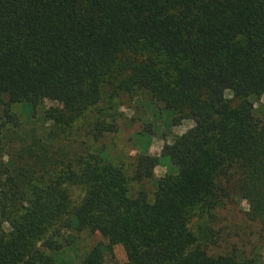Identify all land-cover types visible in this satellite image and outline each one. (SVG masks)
Segmentation results:
<instances>
[{
	"label": "trees",
	"instance_id": "trees-1",
	"mask_svg": "<svg viewBox=\"0 0 264 264\" xmlns=\"http://www.w3.org/2000/svg\"><path fill=\"white\" fill-rule=\"evenodd\" d=\"M105 86L200 117L151 190L73 140L69 122L99 115ZM261 94L264 0H0V264H66L82 231L107 244L77 264H104L111 239L129 264H259L214 224L243 201L264 236V122L248 101ZM45 101L58 107L38 112ZM113 127L93 120L92 141ZM157 163L137 155L130 180ZM68 186L82 190L75 206Z\"/></svg>",
	"mask_w": 264,
	"mask_h": 264
},
{
	"label": "rangeland",
	"instance_id": "rangeland-1",
	"mask_svg": "<svg viewBox=\"0 0 264 264\" xmlns=\"http://www.w3.org/2000/svg\"><path fill=\"white\" fill-rule=\"evenodd\" d=\"M111 86L102 89V98L97 104L99 115L92 113L75 121L69 122L72 128L73 140L83 141L88 150L99 146L112 163L123 166L127 177V185L131 191L143 187L151 190L153 180L167 173L172 168L173 160L165 155V150L176 146L179 137L191 126L199 123V116H187L177 120L176 113L166 110L159 103L152 102L145 92L134 91L131 93L117 91L114 93ZM225 97L231 99V103L238 102L228 92ZM253 115L264 122V94L258 97H249ZM38 112L49 111L58 106L50 101H45ZM13 112L19 113L16 105L11 106ZM96 117L92 119V117ZM24 121L29 125L30 118L26 115ZM37 121L35 125L42 124L39 115L33 116ZM95 122L114 124L112 132H104L98 136V140L92 141L90 128ZM45 125L49 121H44ZM68 124V125H69ZM154 155L158 158L157 165L153 168L152 178L143 184L136 185L130 180L133 170V161L137 155ZM68 200L71 206H75L82 198L80 187L68 186L66 188ZM246 204L243 201H234L228 207L215 212V227L224 229L231 236V241L237 242L238 247L244 250L245 257L255 258L259 264H264V236H259L261 229L257 224H251L245 219ZM205 218L197 221L196 226L201 225ZM7 230V227H5ZM74 236V235H73ZM70 238L76 248V255L71 257L64 253L66 264H77L79 257L85 254L95 243L100 242L103 246L106 240L97 232L82 231ZM73 239V240H72ZM225 245V244H224ZM223 245V246H224ZM109 252H103L104 264H129L128 247L117 239L109 242ZM223 250V249H222Z\"/></svg>",
	"mask_w": 264,
	"mask_h": 264
}]
</instances>
